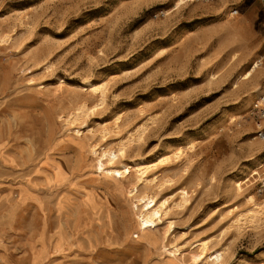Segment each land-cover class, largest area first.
<instances>
[{
  "label": "rangeland",
  "instance_id": "374dc122",
  "mask_svg": "<svg viewBox=\"0 0 264 264\" xmlns=\"http://www.w3.org/2000/svg\"><path fill=\"white\" fill-rule=\"evenodd\" d=\"M179 1L0 0V264L139 253L162 264L164 245L204 239L219 264H264V222L246 219L264 198L251 176L264 139L247 117L264 94V58L241 79L264 57V1ZM88 81H107L102 104ZM142 124L122 161L156 163L148 175L159 183L139 188L169 211L141 230L130 227L135 174L116 182L99 171L92 146ZM182 189L191 197L179 206ZM58 222L62 249L48 239Z\"/></svg>",
  "mask_w": 264,
  "mask_h": 264
},
{
  "label": "bare ground",
  "instance_id": "6f19581e",
  "mask_svg": "<svg viewBox=\"0 0 264 264\" xmlns=\"http://www.w3.org/2000/svg\"><path fill=\"white\" fill-rule=\"evenodd\" d=\"M179 3H181V0L177 2V5ZM252 3V0H245L244 7H246V9L250 8L252 7ZM239 57L240 55L236 54L233 58V61H237ZM263 58L264 57H261L259 60H257V62L249 70L242 74L241 79L250 78L257 67L262 64ZM212 78H215V74L212 75ZM84 88L94 94V97L98 98L101 104L104 102L106 97L107 81H102L99 83L88 81L86 87ZM89 108L90 107L87 105L86 101L82 103L79 108L80 112L76 113L75 115L76 118L82 117ZM120 119L121 114L117 115L115 119V126L121 127ZM108 124L109 122L107 121L102 124V128L104 129L102 133L103 137L107 135V132L110 129ZM145 129L146 126L142 124L134 130H128L127 136L119 140V142L114 146L105 145L100 148L97 147V144L92 146V153L96 156L95 160L99 171L110 175L116 180V182L120 181V179H128L132 173L135 174L136 182L128 191L129 197L136 199V204L134 205L135 216L130 223V227L141 230L154 226L156 222L161 220L163 216L167 215L169 211V201L167 198L158 201L155 195H151V193L148 191H144L143 189L139 188L142 183H144L145 187H155L159 183L158 177H150L148 175L149 170L154 168L156 163L142 161L125 163L122 161V156L125 153L126 147L133 142L140 141ZM95 131V127L89 125L88 132L93 134ZM262 139H264V137H262ZM162 160L163 159H160V161ZM258 173L259 172H257V169H255L251 176L254 177ZM242 183L243 182L240 181L235 184V191L242 190ZM179 195L180 200L177 202V205L179 206H183L185 202H187L191 197L190 192L186 189H182ZM249 199H252V196H250ZM249 210V215L246 218L249 220V222H254L258 226L264 222V198L261 201L252 199V207ZM48 239L49 241H56V244L62 249L67 239L61 222H58L57 229L54 232H49ZM207 243V239L196 240L189 245V248L186 249L182 245L175 243L166 244L162 247L161 251L163 254H165L162 264H200V262L204 263L206 261H212L214 264H219L222 261V253L220 251L209 255H204L205 250L207 249ZM195 247L198 248V253L195 255L193 254L188 262L182 261L181 258L183 253L186 250L193 249Z\"/></svg>",
  "mask_w": 264,
  "mask_h": 264
},
{
  "label": "crops",
  "instance_id": "0c3cea01",
  "mask_svg": "<svg viewBox=\"0 0 264 264\" xmlns=\"http://www.w3.org/2000/svg\"><path fill=\"white\" fill-rule=\"evenodd\" d=\"M3 229L0 227V235H2ZM8 233V232H6ZM147 255L144 253H139L132 256H125L122 258H113L109 260H96L91 259L88 255H74L71 260L65 261L64 263H53L50 262L48 264H146L147 263ZM17 264H22L18 262ZM36 264H43L42 262ZM46 264V263H45Z\"/></svg>",
  "mask_w": 264,
  "mask_h": 264
},
{
  "label": "built area",
  "instance_id": "2783aa9c",
  "mask_svg": "<svg viewBox=\"0 0 264 264\" xmlns=\"http://www.w3.org/2000/svg\"><path fill=\"white\" fill-rule=\"evenodd\" d=\"M233 14H237V10L232 11V15ZM247 117L249 120H252L253 122L255 121V123L260 126L259 130L262 131L260 136L264 137V94L252 105ZM257 172L259 173L256 175V179L260 183V192L264 194V164L257 168Z\"/></svg>",
  "mask_w": 264,
  "mask_h": 264
}]
</instances>
